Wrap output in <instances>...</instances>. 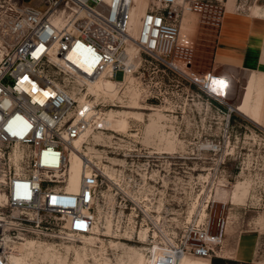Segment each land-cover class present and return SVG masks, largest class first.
Instances as JSON below:
<instances>
[{
    "label": "built area",
    "instance_id": "2783aa9c",
    "mask_svg": "<svg viewBox=\"0 0 264 264\" xmlns=\"http://www.w3.org/2000/svg\"><path fill=\"white\" fill-rule=\"evenodd\" d=\"M206 1L149 0L135 34L133 0H0V264H11L26 238L73 243L93 234L107 177L81 154L79 192H68L70 153L86 132L106 131L105 111L125 101L97 98L90 85L112 81L122 96L132 79L147 101L159 100L166 84L173 98L195 87L210 101L225 100L230 80L196 73L178 57L184 17ZM140 214L150 216L133 212L132 221ZM226 227L220 219L213 234L206 213L190 218L176 243L163 242L161 264L221 257Z\"/></svg>",
    "mask_w": 264,
    "mask_h": 264
},
{
    "label": "rangeland",
    "instance_id": "374dc122",
    "mask_svg": "<svg viewBox=\"0 0 264 264\" xmlns=\"http://www.w3.org/2000/svg\"><path fill=\"white\" fill-rule=\"evenodd\" d=\"M16 1L43 6L42 0ZM148 1L142 0L141 13ZM198 5L186 17L196 27L195 36L183 43L178 57L191 61L192 71L208 73L225 10L250 14L251 9L264 7V0H230L228 6L209 0ZM135 7L140 15L139 0ZM229 72L233 78L229 98L222 103L208 100L195 87L173 98L168 84L157 90L159 100L147 101L141 88L129 86L124 104L107 111L130 110L128 106L134 105L130 91L138 89L144 121H129L128 132L100 131L87 146L102 171L107 166L113 172L99 188L96 224L93 234L86 237L92 241L31 237L18 244L21 255L30 264H135L141 256L144 264H157V247L176 243L189 219L206 213L213 234L220 219L227 221L221 257L211 262L187 257L210 264H241L231 253L239 235L251 230L264 233V128L230 110L229 104L241 102L250 74ZM116 79H122L121 72ZM141 211L150 216L140 214L132 221L131 213Z\"/></svg>",
    "mask_w": 264,
    "mask_h": 264
},
{
    "label": "crops",
    "instance_id": "0c3cea01",
    "mask_svg": "<svg viewBox=\"0 0 264 264\" xmlns=\"http://www.w3.org/2000/svg\"><path fill=\"white\" fill-rule=\"evenodd\" d=\"M259 7L261 9L258 11L251 9L250 14L228 8L225 10L221 17L213 51L212 71L214 74L223 75L230 81L233 79L229 72L231 70L264 76V7ZM186 17L187 14L181 29L180 40L183 43L188 42L196 33V27L190 26ZM245 94L246 90L238 105L229 104L228 106L230 110L233 109L256 123L254 114L242 113L236 109L243 104ZM254 99H257L259 103L255 107L263 110L264 91L256 92ZM261 246L264 248V233L258 230L245 231L239 235L234 245L231 252L233 259L241 264H255L258 259L264 260V249L261 250Z\"/></svg>",
    "mask_w": 264,
    "mask_h": 264
},
{
    "label": "bare ground",
    "instance_id": "6f19581e",
    "mask_svg": "<svg viewBox=\"0 0 264 264\" xmlns=\"http://www.w3.org/2000/svg\"><path fill=\"white\" fill-rule=\"evenodd\" d=\"M133 1L135 3V0ZM229 2L230 0L228 1L227 5H229ZM141 6H142V0H139V7H138L139 12H140ZM147 6H148V3H147ZM147 6L146 8L143 9L142 13L140 12L141 13L140 15L137 13V7H135V10L133 12V25H134L133 31L135 34L138 32L140 18L145 15L147 11ZM218 79L223 80V82H226L229 80L225 76H219ZM245 80H247V86H246L247 88H246V94L244 97V102L242 105H240L236 109L242 113L252 114V115L254 114L253 116L255 117L256 123L264 128V109L260 110L257 107H255V105H259V103L257 99H254V95L256 92L264 91V76L250 75L248 76V79H245ZM129 82H130L129 83L130 86H132V83L134 82V80L130 79ZM90 91L93 92L97 98H99L100 96L109 97L111 99H114V98L123 99L124 98L123 95L119 96V94H117L114 88V83L112 81H100V82L94 83L90 85ZM137 91L141 94V92L138 89ZM137 91L135 90H132V92L130 91V98L132 100L134 99V102H133L134 105L128 106L130 110H124V111H115V110L107 111L106 110L107 112L105 111L104 119L106 122V128H104V130L112 131V132H119V131L128 132L127 130L129 126V121L131 120H136L140 122L144 121V115L143 113L139 111L145 108L141 106L137 101L140 98V95L138 94ZM214 91H216V93L222 92L221 90H215V89L213 90V92ZM124 95L126 94L124 93ZM227 96H228V93L225 96V99H227ZM231 110L233 111V109ZM98 133H100V131H98L97 133L90 132V131L86 132L79 139L75 141L74 148L71 149L70 179H69V185L67 189L68 192L70 193L76 194L79 192L81 181H82L83 174H84L83 167H82V162H83L82 156L86 155L90 159L93 158V156H91V154L87 152L89 149L87 146H90V138L93 137L94 139H96V135ZM110 138L111 136H108V139ZM90 149L92 150V148ZM169 149L172 150L173 147H170ZM99 166H101V163H99ZM103 171H104L103 174L105 176L113 177V172L110 171L109 167L104 166ZM235 196H236V191H234L233 198ZM83 237L86 238L87 236H83ZM86 239H88V241L90 242L92 241V238L88 237ZM159 248L157 247L156 258H155V262H157V264H161L160 258L162 257V253H163V249L161 248L162 249L161 250ZM153 249L155 250V246ZM206 259H209V258H206ZM10 260L13 262V264H30L28 260L26 259V257L21 255L19 246L16 247V252L13 253ZM135 264H144L143 256H141ZM178 264H210V263L207 261L191 260L190 258L186 256V257H183Z\"/></svg>",
    "mask_w": 264,
    "mask_h": 264
}]
</instances>
